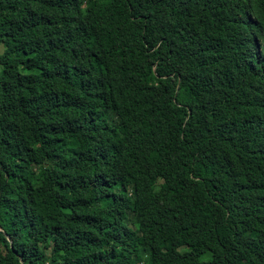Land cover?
Listing matches in <instances>:
<instances>
[{
  "label": "trees",
  "instance_id": "obj_1",
  "mask_svg": "<svg viewBox=\"0 0 264 264\" xmlns=\"http://www.w3.org/2000/svg\"><path fill=\"white\" fill-rule=\"evenodd\" d=\"M0 264H264V0H0Z\"/></svg>",
  "mask_w": 264,
  "mask_h": 264
},
{
  "label": "rangeland",
  "instance_id": "obj_2",
  "mask_svg": "<svg viewBox=\"0 0 264 264\" xmlns=\"http://www.w3.org/2000/svg\"><path fill=\"white\" fill-rule=\"evenodd\" d=\"M2 50H3V49H2V47L0 46V54L2 53Z\"/></svg>",
  "mask_w": 264,
  "mask_h": 264
}]
</instances>
